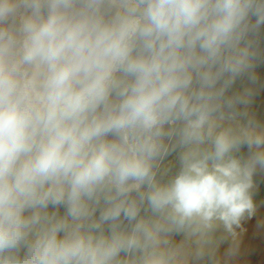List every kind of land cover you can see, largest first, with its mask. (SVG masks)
I'll return each instance as SVG.
<instances>
[{"label": "clouds", "instance_id": "9594fccd", "mask_svg": "<svg viewBox=\"0 0 264 264\" xmlns=\"http://www.w3.org/2000/svg\"><path fill=\"white\" fill-rule=\"evenodd\" d=\"M261 26L264 0H0V264H232Z\"/></svg>", "mask_w": 264, "mask_h": 264}, {"label": "crops", "instance_id": "0c3cea01", "mask_svg": "<svg viewBox=\"0 0 264 264\" xmlns=\"http://www.w3.org/2000/svg\"><path fill=\"white\" fill-rule=\"evenodd\" d=\"M256 213L253 217L242 222V229H238L239 250L233 258L232 264H264V192L253 193ZM231 239L221 245V253L226 251Z\"/></svg>", "mask_w": 264, "mask_h": 264}, {"label": "rangeland", "instance_id": "374dc122", "mask_svg": "<svg viewBox=\"0 0 264 264\" xmlns=\"http://www.w3.org/2000/svg\"><path fill=\"white\" fill-rule=\"evenodd\" d=\"M259 46L262 53V58L257 62L254 72L257 77V82L253 84L248 80L246 76L237 79L233 85L232 91H242L244 88H252L254 91V96L252 103L249 106L251 114L255 116L258 122L264 124V26H261L259 33ZM248 149L245 146L241 150L242 155H247ZM169 160L175 159V154L168 158ZM254 181L256 183V190L254 192L262 193L264 192V171H259L254 176ZM63 211V209H61Z\"/></svg>", "mask_w": 264, "mask_h": 264}]
</instances>
